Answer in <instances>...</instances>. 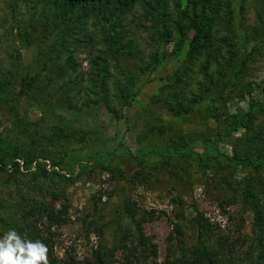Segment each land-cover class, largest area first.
I'll return each mask as SVG.
<instances>
[{
    "label": "rangeland",
    "instance_id": "obj_1",
    "mask_svg": "<svg viewBox=\"0 0 264 264\" xmlns=\"http://www.w3.org/2000/svg\"><path fill=\"white\" fill-rule=\"evenodd\" d=\"M51 8L0 0V236L52 237L57 258L122 264L144 250L142 231L156 264L174 223L198 243L201 216L221 235L211 248L225 239L220 264H264L250 203L264 213V160L223 156L264 148V0H134L117 21L119 58L92 12L62 22L52 8L51 30L40 24ZM184 13L211 18L193 47ZM18 20L31 39L51 34L26 45ZM252 105L251 128L233 127Z\"/></svg>",
    "mask_w": 264,
    "mask_h": 264
},
{
    "label": "trees",
    "instance_id": "obj_2",
    "mask_svg": "<svg viewBox=\"0 0 264 264\" xmlns=\"http://www.w3.org/2000/svg\"><path fill=\"white\" fill-rule=\"evenodd\" d=\"M41 3H44V5H51L53 9H55V12L57 14L58 18H61L60 20L65 21V17L68 16L75 8H79L82 11H90L92 12L98 19L99 22L102 24L101 27V34L103 37V41L105 46L109 48V51L112 53L115 57H121L122 55H125L128 53L127 51H124L122 47L120 46V37H118V20L121 15H123L133 4L134 0H40ZM52 8L51 11L44 12L46 14V17L50 18V20L43 21L41 20V25L46 28H51L52 30ZM159 14L157 15V17ZM185 21L189 26L194 29V35L192 38V41L190 43V47H193L194 44L203 37V35L207 32L210 25L211 18L208 16L206 17L205 21L203 23H199L196 20L192 19L187 13H184ZM57 19V18H56ZM54 20V24H59L60 22L57 20ZM18 20V26H16L18 29H20L19 34H22L21 38L24 41H31L28 44H32V47L37 48L40 46L37 41L38 38H44L51 34V32H48L44 27L39 29V35L37 34L36 37H33V39L28 36V27L27 24L31 25L30 22L27 23H19ZM51 24V27L50 25ZM22 26V30H21ZM35 29H37L35 27ZM37 31V30H36ZM43 35H41V34ZM41 36V37H40ZM44 36V37H43ZM123 60H126V58H120ZM255 107L252 105V109L249 113L246 114L245 119L241 120L236 116H233L232 118V124H234L233 127L237 128L239 126L246 127V129L251 128L252 119H253V112ZM62 134H65L62 132ZM212 152H215V148L210 150ZM228 164H231L233 162H241V163H250V162H259L260 158H263L264 160V148H260L256 154H247L242 157H237V155H234L233 157H229L227 155H223ZM257 156V157H256ZM31 161V160H30ZM34 161H37V158L34 159ZM38 164H42L39 163ZM55 164V163H54ZM264 164V163H262ZM262 164H256L255 168H259ZM16 167L20 168L19 162L17 163ZM46 169L47 167L44 166ZM48 170V169H47ZM46 171V170H45ZM56 171V170H54ZM250 203L253 205V211L255 214V220H256V226L258 228V231L260 235H264V213L263 208L260 206L259 201L250 200ZM58 213L56 216L52 213H48L47 217L50 219L51 223L52 220L59 223L60 220V211L56 212ZM1 221V220H0ZM197 225L199 228V241L197 244L193 246H188L185 244V238H184V230L182 226L178 223H174L173 231L170 232L168 235V243H169V250L167 258L162 263H156V264H220L223 262V256L225 257L226 251L225 247V239L218 245V247H210L209 241L214 238V236L221 237L220 234H217L218 231H214L212 228V225L208 222V220L204 219L203 217L199 216L197 218ZM142 221L138 222V226L140 229ZM98 232H101V229L97 228ZM215 232V233H213ZM215 234V235H214ZM145 234L140 231L139 237H140V243L144 247V250L140 252L138 248H134L130 254H127L125 256V259L122 261V264H146L149 254L148 252V245L146 243ZM45 239L46 245L48 246L49 250H51V239ZM221 240V239H220ZM230 246V244L228 245ZM181 252L180 256L176 255V252ZM141 253L144 258L140 262V254ZM131 256H133L136 260L134 261ZM97 264H105V260L101 254H98L95 257ZM49 261L50 264H93V262H83L80 260H76L74 257L69 258H57L55 256H52V252L49 253Z\"/></svg>",
    "mask_w": 264,
    "mask_h": 264
},
{
    "label": "clouds",
    "instance_id": "obj_3",
    "mask_svg": "<svg viewBox=\"0 0 264 264\" xmlns=\"http://www.w3.org/2000/svg\"><path fill=\"white\" fill-rule=\"evenodd\" d=\"M0 264H50L49 248L39 239L33 241L9 229L0 236Z\"/></svg>",
    "mask_w": 264,
    "mask_h": 264
},
{
    "label": "built area",
    "instance_id": "obj_4",
    "mask_svg": "<svg viewBox=\"0 0 264 264\" xmlns=\"http://www.w3.org/2000/svg\"><path fill=\"white\" fill-rule=\"evenodd\" d=\"M37 162H35L34 164L36 165ZM47 168L50 169L51 168V163L49 161H47Z\"/></svg>",
    "mask_w": 264,
    "mask_h": 264
}]
</instances>
